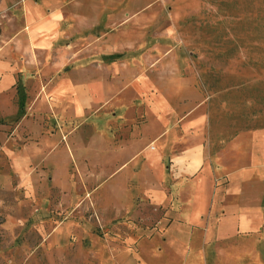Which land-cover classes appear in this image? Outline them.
Segmentation results:
<instances>
[{"label":"crops","instance_id":"obj_1","mask_svg":"<svg viewBox=\"0 0 264 264\" xmlns=\"http://www.w3.org/2000/svg\"><path fill=\"white\" fill-rule=\"evenodd\" d=\"M16 7L21 22L13 16L5 21L8 38L1 32L0 115L40 110L68 135L54 148L55 140L33 132V119L27 138L17 128L14 137L0 131V149L14 173L22 169L18 175L57 149L68 173L98 174L94 183L82 180L86 193L70 211L92 207V192L101 191L97 222L78 212L68 220L89 238L76 257H87L85 264H256L254 249L264 246V123L213 109L189 77L131 81L122 60L108 61L126 52L121 1L19 0ZM17 83L29 92L22 106L14 101ZM86 123L97 126L85 138L73 126ZM143 202L150 209L141 215ZM51 222L48 236L60 227Z\"/></svg>","mask_w":264,"mask_h":264},{"label":"rangeland","instance_id":"obj_2","mask_svg":"<svg viewBox=\"0 0 264 264\" xmlns=\"http://www.w3.org/2000/svg\"><path fill=\"white\" fill-rule=\"evenodd\" d=\"M118 1L125 3L124 16L128 18L123 33L126 52L120 59L107 60H122L120 64L131 81L138 80L140 75L149 80L189 77L200 88L203 98L212 101L213 109L222 108L231 118L254 120L255 116L259 123H264V0ZM18 2L0 0V7L11 10L10 14L0 11V39L1 32L8 38L5 21L11 22L14 16L21 22ZM173 48L176 49L171 53ZM166 53H170L168 60L164 58ZM15 88L19 95L14 101L22 106L29 92L19 83ZM131 92L135 95L138 90L133 88ZM40 112L9 120L3 112L0 131L14 137L17 128V135L27 138V124L34 119L31 128H37L33 132L55 140L52 146L57 148L68 134ZM96 126L86 123L73 127L86 138L96 133ZM33 162H29L30 167L35 166L36 170L18 175L22 169L14 173L0 149V264H85L87 257H76L77 245L81 241L87 243L89 238L74 233L75 223L68 220L78 212V216L97 222L101 213L100 190L92 192L96 210L93 205L80 203L74 212L70 211L75 207L74 199L86 193L82 180L94 183L98 174L93 169L73 174L69 169L68 173L63 149ZM149 209V204L143 202L139 213L146 214ZM50 219L60 227L48 236L52 229ZM117 225L126 227L123 220ZM92 232L102 237L99 225L93 226ZM263 247L254 249L256 264H264Z\"/></svg>","mask_w":264,"mask_h":264}]
</instances>
